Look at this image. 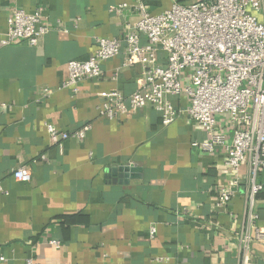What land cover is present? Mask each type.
Returning <instances> with one entry per match:
<instances>
[{
  "label": "crops",
  "instance_id": "1",
  "mask_svg": "<svg viewBox=\"0 0 264 264\" xmlns=\"http://www.w3.org/2000/svg\"><path fill=\"white\" fill-rule=\"evenodd\" d=\"M125 0H0V31L15 9L42 8L51 30L37 46L0 47V257L4 264H241L238 236L246 228L249 166L234 199L217 207V190L235 174L225 150L192 146L208 138L187 114L163 126L146 107L117 120L102 117V94L128 102L142 86L140 67L124 68V52L104 64L103 76L63 89L68 65L86 61L97 39L123 38L136 22L111 8ZM190 5L199 0H178ZM159 15L172 0H143ZM143 43H145L143 41ZM118 74L117 80L115 76ZM53 91L46 98L44 89ZM177 109L189 101L171 98ZM74 134L91 125L86 139L54 144L47 126ZM231 135V133H229ZM140 169L128 183L108 179L119 167ZM27 167L32 180L13 172ZM264 185V172L259 176ZM264 234V191L256 198ZM157 233L152 237L151 228ZM59 243V247L52 244ZM253 264H264V241Z\"/></svg>",
  "mask_w": 264,
  "mask_h": 264
},
{
  "label": "built area",
  "instance_id": "2",
  "mask_svg": "<svg viewBox=\"0 0 264 264\" xmlns=\"http://www.w3.org/2000/svg\"><path fill=\"white\" fill-rule=\"evenodd\" d=\"M172 1V7L159 15L147 10L143 0H125L112 7L117 16L131 12L136 22L124 24L121 40L99 38L88 60L70 62L62 88L77 93L82 82L101 78L104 64L124 52V68L142 69V86L128 102L119 92L102 94V117L117 120L152 107L160 114L162 125L170 126L179 115L187 114L208 136L192 146L206 154L225 150L224 165L235 174L230 188L217 190L218 208L234 199L242 183V167L247 164L246 228L237 241L241 264H253L254 247L264 241L255 211L256 198L264 191L259 182L264 172V0H199L190 5ZM7 24V31H0V47L37 46L51 30L42 8L34 12L15 9ZM52 93L43 90L46 98ZM178 97L189 101L184 110L172 102L171 98ZM47 129L52 142L58 144L86 139L91 125L74 134L52 125ZM13 179L29 183L32 174L27 167H20L13 172ZM156 233L152 227L151 236ZM52 244L59 247L57 242ZM4 263L1 256L0 264Z\"/></svg>",
  "mask_w": 264,
  "mask_h": 264
},
{
  "label": "water",
  "instance_id": "3",
  "mask_svg": "<svg viewBox=\"0 0 264 264\" xmlns=\"http://www.w3.org/2000/svg\"><path fill=\"white\" fill-rule=\"evenodd\" d=\"M139 170L140 169L136 168L135 166L119 167L111 170L108 173L107 178L112 180L113 182H116L117 179V182H119L120 184L128 183V180L133 179L136 176L135 173L139 172Z\"/></svg>",
  "mask_w": 264,
  "mask_h": 264
}]
</instances>
